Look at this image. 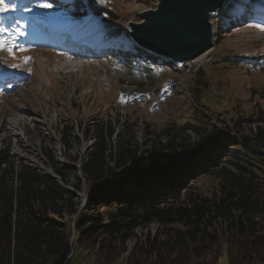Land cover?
Instances as JSON below:
<instances>
[{
    "label": "trees",
    "instance_id": "16d2710c",
    "mask_svg": "<svg viewBox=\"0 0 264 264\" xmlns=\"http://www.w3.org/2000/svg\"><path fill=\"white\" fill-rule=\"evenodd\" d=\"M27 1L35 5L29 23L41 29L49 21L38 5L49 4L53 9L60 0H21ZM122 1L149 5L148 0ZM66 2V11L57 13V20L65 24L54 30L61 40L67 38L66 28H84L90 13L103 21L110 17H103L107 11L91 0ZM251 23L264 27V18ZM125 40L128 48L118 38L104 52L128 64L142 62L149 70L166 71L168 66L176 72L171 63H157V57ZM194 74L195 84L205 88L202 71ZM149 76L134 86L151 84ZM236 104L232 112L226 111L230 114L227 133L211 128L206 113L196 120L197 127L172 123L151 133L144 176L135 177L137 143L129 138L111 142L115 133L110 128L99 127L78 178L46 150L60 183L26 166L15 168L8 146L0 150V264H67L73 259L83 264L81 257H90L84 245L90 244L98 246L107 260L138 229L152 224L161 231L136 242L126 264H220L222 245L227 264H264V130L256 125L260 121L256 103L251 100L241 109ZM59 132L69 149V132L65 128ZM125 169L134 176L132 180L123 181L118 171ZM154 171H161L157 178L149 175ZM170 171L168 177L162 176ZM82 185H88L89 193L86 206L80 209L79 197L64 187L78 192Z\"/></svg>",
    "mask_w": 264,
    "mask_h": 264
},
{
    "label": "rangeland",
    "instance_id": "374dc122",
    "mask_svg": "<svg viewBox=\"0 0 264 264\" xmlns=\"http://www.w3.org/2000/svg\"><path fill=\"white\" fill-rule=\"evenodd\" d=\"M65 1L60 0L58 4L66 11ZM217 1H223L219 12L207 16L208 22L215 25L211 40L213 47L208 51L210 59L205 57L206 63L196 64L200 69L196 68L190 72L191 75L181 73L176 76L168 66L165 67L166 71L157 72L152 68L149 73L151 84L142 87H135L134 84L141 85L139 80L143 78L140 75L149 68L145 69L142 63H138L137 71L141 73L135 76L134 66L114 56L105 57L104 48L118 38H122L128 48L125 39L130 37V23L141 22L143 13L156 8V0H148L146 3L149 5L122 0H91L107 11L103 17L110 16L108 21L90 13L87 17L89 24L83 21V29L70 28L73 32L68 33L66 44H54V37L49 40V35L43 34L40 35L41 40L33 38L36 42L27 34L24 44L19 43L21 47L17 51H13L14 43L7 44L5 50H0V150L8 146L12 160L18 159L21 165H27L40 173L43 171L37 167L52 169L46 157L48 150L59 166L72 169L75 173L73 176L78 178L80 165L86 151L92 149L99 127L113 129V143L126 138L136 142V161L139 166L147 163L145 153L150 145L149 136L159 133L165 125L185 122L196 125L200 114L206 113L209 117L207 124L211 128L227 133L226 119L230 114L226 111L232 112L235 102L240 109L247 107L245 104L251 100L256 103L260 114V121L256 125L264 130V31L251 23L264 18V0ZM7 6L11 10L4 14L11 26L19 23L23 14L29 11L11 0ZM59 6L53 8L62 13ZM42 9L48 13L53 11L51 7ZM112 16H115V22ZM50 19L53 24L61 23ZM224 20L229 22L228 27L231 28L222 25ZM28 31L34 33L30 29ZM91 33L98 42L96 45H104L102 49L99 46H86V43H94L90 42ZM86 35H90L88 39L84 38ZM20 36V41H23L25 35ZM0 40L3 39L0 37ZM40 41L54 45H41ZM156 62L167 65L165 60L156 59ZM196 71L204 74L202 82L205 88L193 81ZM11 77L15 81L8 80ZM175 77L186 81L187 89L183 95L177 96L172 87ZM208 86L209 89H206ZM194 88L196 92L192 91ZM210 98L213 103L209 101ZM123 120L125 122L122 124ZM14 122V128L10 127ZM64 128L69 132V149L60 140L59 131ZM190 137L194 139L195 135L191 133ZM15 152L21 153L22 157L16 156ZM118 172L128 180L134 178L127 169ZM171 173L173 171L163 175L168 177ZM88 193V185H82V189L77 192L82 207L87 204ZM158 231L161 229L156 224L146 230L138 229L135 237L121 247L117 254L109 255L107 260H103L98 246L84 245L83 249L85 253H90V257H81V262L126 264L125 258L132 257L135 243L143 240L145 235ZM221 251L220 264H227L225 245L221 246ZM205 257L209 256L206 254ZM69 264L79 263L73 259Z\"/></svg>",
    "mask_w": 264,
    "mask_h": 264
},
{
    "label": "water",
    "instance_id": "95a60500",
    "mask_svg": "<svg viewBox=\"0 0 264 264\" xmlns=\"http://www.w3.org/2000/svg\"><path fill=\"white\" fill-rule=\"evenodd\" d=\"M216 5L218 6L217 0H158L156 10L143 13L140 24L130 23V37L141 49L162 55L168 60H194L211 48L207 14ZM137 163L138 161V173L135 177L146 175L148 156L145 165L139 166ZM127 171L130 174L128 169ZM157 173L161 171H154L149 175ZM48 175L56 180V176ZM124 180L128 179L123 178ZM110 186L111 184L104 187Z\"/></svg>",
    "mask_w": 264,
    "mask_h": 264
},
{
    "label": "bare ground",
    "instance_id": "6f19581e",
    "mask_svg": "<svg viewBox=\"0 0 264 264\" xmlns=\"http://www.w3.org/2000/svg\"><path fill=\"white\" fill-rule=\"evenodd\" d=\"M219 1H217V3H218ZM223 2V1H222ZM222 2H219V4L220 3H222ZM222 6V4H220V5H216V7L213 9V10H211V12H209L207 15H211V14H217L218 12H219V8ZM156 7H157V5H156ZM156 9V8H155ZM154 9V10H155ZM140 24V23H139ZM209 26H210V36H211V40H212V37H213V31H214V29H215V25H214V23H211L210 22V24H209ZM210 52H208V53H205L204 55H202L200 58H205L208 54H209ZM200 58H197V59H195V60H191V61H188V62H185V63H183V64H177V67H178V69L180 70V69H183V68H188L189 67V72H193L196 68L197 69H199L200 68V66H196V64L198 65L199 63H200ZM71 62V61H70ZM204 62L206 63L207 61H205L204 60ZM72 63V62H71ZM72 66V65H71ZM182 74H184L185 72H181ZM176 85H177V87H178V92H179V95H183L184 94V90L186 91V88L184 87V85H183V80L181 79V80H178L177 82H176ZM124 119V118H123ZM125 122V120H123L121 123L123 124ZM15 123L16 122H14V123H12L11 125H10V127H13L14 128V125H15ZM215 123H216V120H215ZM189 135L191 134V133H188ZM90 151V150H89ZM21 154V153H20ZM19 154V152H15V155L16 156H18V157H22V155H20ZM13 165L15 166V168H17V166L18 165H21V163H18V159H15V161L13 160ZM30 162H31V164H34V162L33 161H31L30 160ZM25 166H27V165H25ZM1 167L2 168H4L5 167V164H1ZM28 167V166H27ZM37 169H41L42 171H43V173H46V174H52L53 176H56L54 173H53V171L52 170H46V169H42V166H40V167H37ZM56 181H58L59 183H60V181H59V178L56 176ZM66 188V187H65ZM67 190H69V191H72V192H74L76 195H77V192L74 190V189H72V188H69V187H67L66 188ZM83 202V201H82ZM83 204V203H82ZM82 208V205H81V207H80V209ZM71 257V256H70ZM69 257V258H70Z\"/></svg>",
    "mask_w": 264,
    "mask_h": 264
},
{
    "label": "snow or ice",
    "instance_id": "6c2138e0",
    "mask_svg": "<svg viewBox=\"0 0 264 264\" xmlns=\"http://www.w3.org/2000/svg\"><path fill=\"white\" fill-rule=\"evenodd\" d=\"M42 7L48 8L51 7V5L45 4V5H41ZM11 9L8 8L7 4L5 3V0H0V13H4L7 12ZM257 27H260L257 25ZM261 31H264V27H260ZM4 29L0 28V32H3ZM7 45V41L5 40H0V50H5ZM21 51H24V49H21ZM9 54L11 55L12 52L9 50ZM13 67H16V65H13Z\"/></svg>",
    "mask_w": 264,
    "mask_h": 264
},
{
    "label": "built area",
    "instance_id": "2783aa9c",
    "mask_svg": "<svg viewBox=\"0 0 264 264\" xmlns=\"http://www.w3.org/2000/svg\"><path fill=\"white\" fill-rule=\"evenodd\" d=\"M206 57H208V56H206ZM200 63L201 64H204V57L203 58H200ZM180 72H185V73H187V75H191V73L189 72V67L188 68L180 69ZM67 264H69V263H67Z\"/></svg>",
    "mask_w": 264,
    "mask_h": 264
}]
</instances>
